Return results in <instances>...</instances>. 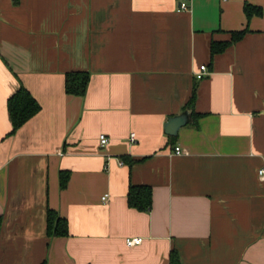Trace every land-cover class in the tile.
<instances>
[{"label":"crops","instance_id":"obj_1","mask_svg":"<svg viewBox=\"0 0 264 264\" xmlns=\"http://www.w3.org/2000/svg\"><path fill=\"white\" fill-rule=\"evenodd\" d=\"M70 71L91 73L85 96L66 93ZM21 84L41 110L10 134ZM262 169L264 0H0V264H171L173 249L264 264ZM131 184L152 186L150 211L129 206ZM48 209L68 236H48Z\"/></svg>","mask_w":264,"mask_h":264},{"label":"trees","instance_id":"obj_2","mask_svg":"<svg viewBox=\"0 0 264 264\" xmlns=\"http://www.w3.org/2000/svg\"><path fill=\"white\" fill-rule=\"evenodd\" d=\"M244 10L248 19L263 14V8L261 6H256L250 3L245 4ZM248 31V28L239 31H232L229 40H213L211 44L212 57L224 52L229 46L240 41ZM90 80L91 73L88 71L67 72L65 75V91L70 95L85 96ZM196 93V87H194L192 95L187 103V108L194 109ZM8 110L12 122V130L10 134H15L23 125H25V123L39 113L41 110V104L29 89L21 84L19 90L8 99ZM174 139L175 137H171V140ZM129 163L132 164L133 160L129 159ZM67 181L68 176L62 174V186H65ZM128 204L130 207L139 211H150L153 206L152 186L131 184L128 190ZM47 233L49 237H64L70 234L68 220L60 216L59 212L54 209H48L47 212ZM170 263L181 264L180 255L177 249L171 251Z\"/></svg>","mask_w":264,"mask_h":264},{"label":"built area","instance_id":"obj_3","mask_svg":"<svg viewBox=\"0 0 264 264\" xmlns=\"http://www.w3.org/2000/svg\"><path fill=\"white\" fill-rule=\"evenodd\" d=\"M179 8L181 10H187V9H189V5L187 2L184 1V2L180 3ZM208 73H209L208 67L206 65H202L201 70L196 72V77L198 79H202ZM100 140H101V143L103 145H105L109 142V138L105 134H102L100 136ZM130 141L132 143H135L137 141V137H136L135 133L131 134ZM175 153L176 154H182V153H185V150H183L180 146H177L175 148ZM260 174H261L262 178H264V169L260 170ZM107 198H108V194L103 197L104 200H106ZM126 242L129 246H135V245L141 244L143 242V237L127 238Z\"/></svg>","mask_w":264,"mask_h":264},{"label":"water","instance_id":"obj_4","mask_svg":"<svg viewBox=\"0 0 264 264\" xmlns=\"http://www.w3.org/2000/svg\"><path fill=\"white\" fill-rule=\"evenodd\" d=\"M189 121H191V113L189 111L170 118L166 124L167 133L171 136H177L180 128L186 125Z\"/></svg>","mask_w":264,"mask_h":264}]
</instances>
